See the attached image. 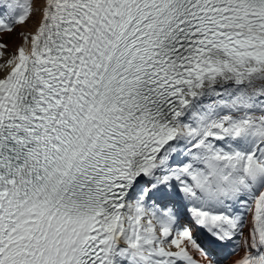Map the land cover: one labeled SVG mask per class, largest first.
Instances as JSON below:
<instances>
[{
  "label": "snow or ice",
  "instance_id": "1",
  "mask_svg": "<svg viewBox=\"0 0 264 264\" xmlns=\"http://www.w3.org/2000/svg\"><path fill=\"white\" fill-rule=\"evenodd\" d=\"M0 264H264V0H0Z\"/></svg>",
  "mask_w": 264,
  "mask_h": 264
},
{
  "label": "rangeland",
  "instance_id": "2",
  "mask_svg": "<svg viewBox=\"0 0 264 264\" xmlns=\"http://www.w3.org/2000/svg\"><path fill=\"white\" fill-rule=\"evenodd\" d=\"M8 40H9V42L11 41V39H12V37H9V38H7Z\"/></svg>",
  "mask_w": 264,
  "mask_h": 264
},
{
  "label": "bare ground",
  "instance_id": "3",
  "mask_svg": "<svg viewBox=\"0 0 264 264\" xmlns=\"http://www.w3.org/2000/svg\"><path fill=\"white\" fill-rule=\"evenodd\" d=\"M14 39H15V38H14V37H12L11 41H13ZM11 41H10V42H11Z\"/></svg>",
  "mask_w": 264,
  "mask_h": 264
}]
</instances>
